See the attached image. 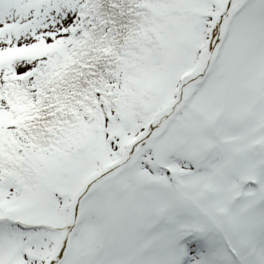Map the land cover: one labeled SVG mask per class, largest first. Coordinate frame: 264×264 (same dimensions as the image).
Segmentation results:
<instances>
[{
	"label": "snow or ice",
	"instance_id": "1",
	"mask_svg": "<svg viewBox=\"0 0 264 264\" xmlns=\"http://www.w3.org/2000/svg\"><path fill=\"white\" fill-rule=\"evenodd\" d=\"M0 264H264V0H0Z\"/></svg>",
	"mask_w": 264,
	"mask_h": 264
}]
</instances>
